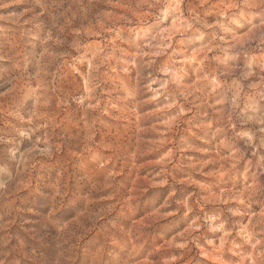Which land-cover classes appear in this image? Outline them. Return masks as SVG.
I'll return each instance as SVG.
<instances>
[{
	"label": "rangeland",
	"instance_id": "obj_1",
	"mask_svg": "<svg viewBox=\"0 0 264 264\" xmlns=\"http://www.w3.org/2000/svg\"><path fill=\"white\" fill-rule=\"evenodd\" d=\"M240 2L49 0L51 10L65 15L36 64L40 35L28 37L23 64L33 71L34 94L19 84L13 87L18 74L12 65H0V129L9 132L6 124L17 123L9 113L52 109V99L44 98L52 85L73 86L83 101L82 115L103 109L119 132L105 151L131 148L135 153L131 191H163L167 185L153 178L162 169L183 172L180 178L208 187L218 178L205 174L225 169L219 179L241 185L253 174L264 178V28L255 17L243 27L234 22ZM21 7L13 2L4 12ZM4 31L10 37L19 30L5 25ZM4 39L0 36V42ZM61 107L57 101L56 111ZM182 188L200 191L197 185ZM212 194L224 198L216 189ZM236 203L229 198V204ZM226 206L210 203L204 210ZM262 211L253 203L247 218L233 219L248 224L255 237L264 227V218L257 222ZM182 243L184 238L172 240L162 251H179L175 246ZM230 255L209 247L198 259L224 264Z\"/></svg>",
	"mask_w": 264,
	"mask_h": 264
},
{
	"label": "clouds",
	"instance_id": "obj_2",
	"mask_svg": "<svg viewBox=\"0 0 264 264\" xmlns=\"http://www.w3.org/2000/svg\"><path fill=\"white\" fill-rule=\"evenodd\" d=\"M13 2L22 5L20 10L5 13ZM239 8L235 23L243 27L255 17L264 28V0L256 5L241 0ZM64 15L51 10L49 0H0V36L6 37L0 42V65L10 64L18 74L13 87L34 94L33 71L23 64L28 37L40 35L36 64ZM5 25L19 31L8 37ZM44 98L52 99V109L9 113L17 123L6 124L9 132L0 129V264H204L198 257L209 247L220 256L231 254L224 264H264V227L255 239L248 224L233 219L247 218L253 203L264 209V178L253 174L252 183L245 179L241 185L219 179L225 169L205 174L218 178L208 187L180 178L183 172L162 169L153 178L167 185L163 191H131L135 153L105 151L119 132L104 110L85 118L73 86L52 85ZM229 198L239 203L229 204ZM210 203L227 206L205 211ZM260 218L264 211L257 222ZM217 234H222L219 243ZM179 238H184L175 246L179 251H162Z\"/></svg>",
	"mask_w": 264,
	"mask_h": 264
}]
</instances>
